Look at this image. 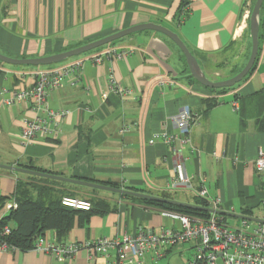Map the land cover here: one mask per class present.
<instances>
[{
	"label": "crops",
	"instance_id": "0c3cea01",
	"mask_svg": "<svg viewBox=\"0 0 264 264\" xmlns=\"http://www.w3.org/2000/svg\"><path fill=\"white\" fill-rule=\"evenodd\" d=\"M254 1L0 0V54L13 59L48 57L151 23L178 35L205 78L222 81L240 71L248 60ZM181 9L186 10L185 16L177 23ZM258 26L262 38L256 63L244 80L225 93L212 92L195 81L178 48L154 31L135 33L49 68L0 62V88L7 92L31 87L32 74L37 70L83 62V74L76 84L66 79L62 88L48 94L52 110L70 112L60 123L57 138L39 137L30 145H22L21 120L32 113L26 104L2 107L0 164L31 165L65 178L115 184L155 197L168 194L190 204L199 198L203 186L208 201L220 200L219 211L264 220V179L254 168L258 151L264 153V132L256 125L257 117L264 113V99L263 104L250 99L256 93L264 96V2ZM110 49L126 54L105 57L100 64L89 60ZM111 78L131 95L120 98L112 93ZM211 99L218 103L204 113ZM242 99L247 101L241 105ZM185 108L200 114L198 124L188 134L189 141L176 142L171 148L162 140L150 145L149 141L164 129L177 132L170 120ZM241 108L246 117L243 125ZM123 124L129 125V130L119 135ZM177 162L182 163L188 179L185 188L170 187ZM22 177L24 174L0 170V196L9 198L18 180L38 184ZM42 185L57 190V195L103 199L113 208L105 215L90 216L82 224L76 220L60 240L48 231L44 237L49 242L119 240L124 234L135 235L140 226L157 232L178 227L162 215L163 210L121 199L117 194L109 196L68 183ZM193 252L191 243L183 244L168 248L159 260L148 255L145 264H185ZM116 263L113 250L92 260L85 250H79L71 259L60 260L33 250L0 249V264Z\"/></svg>",
	"mask_w": 264,
	"mask_h": 264
},
{
	"label": "built area",
	"instance_id": "2783aa9c",
	"mask_svg": "<svg viewBox=\"0 0 264 264\" xmlns=\"http://www.w3.org/2000/svg\"><path fill=\"white\" fill-rule=\"evenodd\" d=\"M186 10L182 12L180 22L184 19ZM126 53H118L113 49L92 56L89 60L93 64H100L105 57H122ZM83 74V62L76 61L56 69L37 70L33 73L34 83L22 90L7 92L0 88V114L2 107L16 104H26L31 116L21 120L20 143L24 146L32 144L39 137L57 138L60 123L70 114L69 110H52L47 97L50 91L62 88L68 79L71 85L76 84ZM109 90L120 98H127L131 91L120 86L113 78L110 79ZM105 99V95L102 96ZM234 109H238L236 102ZM200 114L188 108L183 109L171 118V123L177 130L169 133L166 129L156 134L150 141L152 145L157 140L171 148L176 143H187L190 130L198 124ZM129 125L123 124L118 130L123 135L129 130ZM256 172L264 179V153L259 150L254 161ZM183 165L177 162L171 188H185L188 186ZM199 198L208 202L209 208L220 210V200L208 201L207 190L202 186ZM61 204L77 210H88L89 204L75 199L62 198ZM17 208L11 198L3 208L0 219ZM207 219H198L171 211H162V215L178 225L177 228H166L157 232L150 228L138 227L135 235H123L121 239H99L81 243L49 242L44 236L35 239L32 250L56 256L60 260L71 259L79 250H85L90 260L96 256H106L110 251L117 255L116 264H145V259L151 255L155 260L163 258L168 248L179 247L191 243L193 255L185 264H264V224L239 220L228 224L225 216L209 213ZM9 228L3 227L2 235H7ZM1 250H12L6 243H0Z\"/></svg>",
	"mask_w": 264,
	"mask_h": 264
},
{
	"label": "trees",
	"instance_id": "16d2710c",
	"mask_svg": "<svg viewBox=\"0 0 264 264\" xmlns=\"http://www.w3.org/2000/svg\"><path fill=\"white\" fill-rule=\"evenodd\" d=\"M181 15H182V9L179 12L177 23H179ZM261 38L262 36L260 35V31H259L258 52L260 50ZM250 49H251V37H250ZM252 69L250 70V72L252 71ZM240 71L235 72L231 77H233ZM250 72L248 73V75L250 74ZM235 86L231 88L210 89V90L212 92L225 93L232 90ZM250 99H257L259 102L263 104L264 96L261 93H256ZM246 101H247L246 99H242L241 105ZM217 103L218 102L215 99H211L207 101L205 105L204 113H206L208 110L214 107ZM240 117H241L242 125L245 124L246 117L245 114L243 113L242 108L240 110ZM256 125L259 131L264 132V113L260 117H257ZM17 167L38 171V172H45L31 165L18 164ZM45 173H50V172H45ZM24 177H26L27 180L35 181L38 184H32L23 180H18L15 186V190L9 198H4L0 196V215L3 211L4 204L8 199L12 198L17 204V208L15 210L11 211L9 214L3 216L0 219V243H6L9 247H12L14 249L23 252L32 250L35 239L39 236H45V234L48 231H53L55 233L56 238L60 240L64 238L66 234H68V232L71 230L76 220H78L82 224L85 221H87L92 215L102 216L113 211V208L111 207L110 203L103 199L88 200V203L90 204V208L88 210H77L70 207H65L61 204V199L63 197L75 198L74 196L66 195V194L57 195V192H55L52 188H49L46 185H42V183L61 184L62 182H57L49 179H43L28 175H24ZM100 184L114 188H119V186L115 184H109V183H100ZM118 196L121 199H125L127 201L140 203L145 206L158 208L163 211L176 212L182 215H188L195 218L207 219L210 216L208 212H204V211H198V210L179 207V206L152 202L150 200H143L130 196H122V195H118ZM161 197L174 200L168 194H162ZM191 204L200 207L209 208L208 202L200 198L194 199ZM5 226L9 228V233L7 235H2L3 227Z\"/></svg>",
	"mask_w": 264,
	"mask_h": 264
},
{
	"label": "water",
	"instance_id": "95a60500",
	"mask_svg": "<svg viewBox=\"0 0 264 264\" xmlns=\"http://www.w3.org/2000/svg\"><path fill=\"white\" fill-rule=\"evenodd\" d=\"M263 1L264 0H255V3L251 10V14L249 18L251 49H250V54H249L246 64L244 65V67L241 69L239 73H237L236 75H234L233 77L229 79L222 80V81L214 82V81H210L207 78H205L204 75L199 71V66H198L196 58L188 50V48L185 46L182 40L178 37V35L168 28H165L163 26L156 25V24H151V23L136 25L128 29L119 31L110 36L104 37L100 40L85 44L78 48H75V49H72V50H69L63 53H59L56 55L48 56V57L35 58V59H13V58H9V57H6L0 54V62L9 64V65H15V66H32V67L58 64L67 59L78 57L90 51H93L95 49L109 45L113 42L126 38L135 33L142 32V31H154L168 38L178 48V50L181 52V54L183 55L185 59L190 75L199 84H201L202 86L208 89L231 88L235 86L236 84L240 83L248 75V73L252 69L255 63V60L257 58L258 32H259L258 16H259V12L263 4ZM0 170L8 171V172L16 173V174H24L28 176L43 178V179H49V180L73 184L77 186H83V187L91 188L94 190L106 191V192L117 194V195L130 196V197L139 198L143 200H150L152 202L179 206V207L194 209L198 211H204V212L227 216V217H231V218H235L239 220H246V221L253 222V223L264 224V220H258L256 218H252V217H248L244 215L227 214L219 210H213L211 208L200 207V206H196L190 203L179 202L176 200H170V199H166L162 197H155L152 195L135 192V191L127 190V189L114 188V187H110V186L103 185V184L92 183V182H87V181L72 179V178H65L62 176L55 175V174L33 171L29 169L20 168L17 166H9V165L0 164Z\"/></svg>",
	"mask_w": 264,
	"mask_h": 264
},
{
	"label": "rangeland",
	"instance_id": "374dc122",
	"mask_svg": "<svg viewBox=\"0 0 264 264\" xmlns=\"http://www.w3.org/2000/svg\"><path fill=\"white\" fill-rule=\"evenodd\" d=\"M94 51V50H93ZM91 52V51H90ZM73 58H75V57H73ZM68 60H70V59H68ZM60 63H58V64H52V65H48V66H38V67H32V66H29V67H27V68H49V67H52V66H55V65H59ZM199 71L201 72V70H200V68H199ZM202 73V72H201ZM22 178H24L25 179V177H22ZM54 190V189H53ZM57 190H55V192H56ZM61 192V191H60ZM104 194H109V196H111V195H114L113 193H109V192H106V191H102ZM64 194V193H63ZM63 198H65V197H63ZM66 198H70V197H66ZM75 199H78V200H81V201H84V202H86V203H88V200H90V199H79V198H77V197H75ZM174 199H178L177 197H175ZM89 204V203H88ZM89 206H90V204H89ZM186 216H188V215H186ZM191 217V216H190ZM198 219H201V218H198ZM226 221H227V223L228 224H232L233 222H235V220L234 219H231V218H226ZM173 257H175V256H173ZM178 258V257H177ZM179 259V258H178Z\"/></svg>",
	"mask_w": 264,
	"mask_h": 264
}]
</instances>
